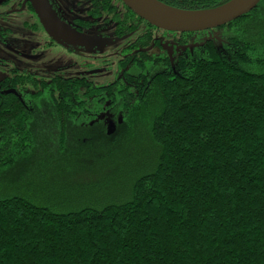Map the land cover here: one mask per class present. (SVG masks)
Returning a JSON list of instances; mask_svg holds the SVG:
<instances>
[{
  "label": "trees",
  "instance_id": "1",
  "mask_svg": "<svg viewBox=\"0 0 264 264\" xmlns=\"http://www.w3.org/2000/svg\"><path fill=\"white\" fill-rule=\"evenodd\" d=\"M81 1L89 20L80 27L140 32L123 53L139 51L117 60L121 76L106 86L3 77L0 177L27 161L47 128L58 154L73 127L108 130V159L120 154L138 169L105 203L41 205L0 186V264H264V0L195 33L159 30L120 0ZM157 1L203 11L233 0ZM171 36L204 43L170 60L160 43Z\"/></svg>",
  "mask_w": 264,
  "mask_h": 264
},
{
  "label": "rangeland",
  "instance_id": "2",
  "mask_svg": "<svg viewBox=\"0 0 264 264\" xmlns=\"http://www.w3.org/2000/svg\"><path fill=\"white\" fill-rule=\"evenodd\" d=\"M6 1L7 3L3 4ZM17 1L0 0V11L17 7ZM51 2L66 20L68 8L76 17L86 18V6L82 1L51 0ZM26 20L25 13L9 15L6 20L0 19L1 26L12 30L2 31L0 27L2 40L0 58L10 60L11 56L4 44L11 43L13 38L21 39L26 35L17 25ZM139 33L135 32L126 38H115L112 24L98 23L86 30V35L79 37L82 42L74 46L70 56H60L66 62L59 72L65 77L84 76L94 85H105L115 78L116 60H118L115 53ZM158 35L162 36V33L159 32ZM9 68V64H0L2 74L7 73ZM105 132L95 127L89 129L73 127L65 152L58 154L55 147L58 146L56 132L47 128L43 135L40 131L34 153L19 167L0 177V186L4 187V192L7 194H17L41 205H67L62 202L74 201L80 197L99 200L101 203L118 198L130 182L128 174L137 171L138 165L134 161L125 164L120 154L115 159L109 160V153L100 148L103 141H107L104 137Z\"/></svg>",
  "mask_w": 264,
  "mask_h": 264
},
{
  "label": "flooded vegetation",
  "instance_id": "3",
  "mask_svg": "<svg viewBox=\"0 0 264 264\" xmlns=\"http://www.w3.org/2000/svg\"><path fill=\"white\" fill-rule=\"evenodd\" d=\"M48 2L51 9L55 13L56 17L63 24L65 32H61V33L53 32L52 34H49L40 23L29 1L18 0L16 3L17 7L4 10L3 12L0 11V19H4V20H6L9 15H14L18 13H25L27 15L26 21L17 24L20 28L23 29L26 35L21 39L13 38L11 40V43L4 44V47L8 50V53L11 56V58L10 60H5L4 58L3 59L0 58V64L2 63L7 65L9 64L10 68L5 74H2V72L0 71V81L2 80L3 77L10 76L11 72H14V75H19L24 77L30 76L32 78H37V79H43V78L52 79L54 77L62 78V79L71 78V77H65L61 72H59V70H61L63 66H65L63 65V63L66 62V60L64 58L61 59L60 56L62 57H65V55L66 57L70 56L74 51V46L82 42V40L79 37L86 35L85 31L93 28L94 26L88 28L80 27L79 21L89 20V18L76 17L74 13H71L70 8H68V19L66 20L64 17H62L60 13H58L51 0H48ZM6 3L7 1L4 2L3 4ZM0 27H2V31L3 30L12 31L10 28H4L1 25ZM168 33H173V32H168ZM114 37L126 38L128 36L121 35L120 37H117L116 35H114ZM165 38H169V40L165 42H161L160 47L167 52L170 60L180 57L182 54H186L187 51L191 52L195 47H201L204 43L203 41H197V42L191 41L186 44H178L177 42L174 41V36H171V39L170 37H165ZM0 41L2 40L0 39ZM127 44L118 53H115L117 59L120 60L132 54L136 55L137 52L139 51V49L134 48L132 46L130 48L131 50H128L125 53H123L124 48H127ZM151 46L149 48H146V50H149ZM99 71L100 73H103L102 70ZM116 74H118L117 78L121 76V74L118 72L117 65H116ZM116 74H115V78L107 84L114 82V80L116 79ZM80 77H84V76H80ZM87 81L92 83L89 80ZM107 84L105 85L93 84V85L106 86ZM8 91H14V89L10 88L8 89Z\"/></svg>",
  "mask_w": 264,
  "mask_h": 264
},
{
  "label": "water",
  "instance_id": "4",
  "mask_svg": "<svg viewBox=\"0 0 264 264\" xmlns=\"http://www.w3.org/2000/svg\"><path fill=\"white\" fill-rule=\"evenodd\" d=\"M29 1L40 23L49 34L61 33L64 26L51 9L48 0ZM137 17L166 32L195 33L220 28L252 11L261 0H233L211 10L186 11L157 0H120ZM11 93L15 94L14 91Z\"/></svg>",
  "mask_w": 264,
  "mask_h": 264
},
{
  "label": "bare ground",
  "instance_id": "5",
  "mask_svg": "<svg viewBox=\"0 0 264 264\" xmlns=\"http://www.w3.org/2000/svg\"><path fill=\"white\" fill-rule=\"evenodd\" d=\"M154 55V54H153Z\"/></svg>",
  "mask_w": 264,
  "mask_h": 264
}]
</instances>
